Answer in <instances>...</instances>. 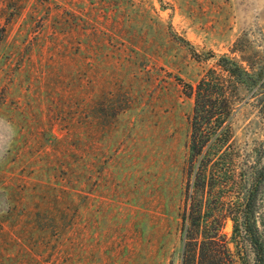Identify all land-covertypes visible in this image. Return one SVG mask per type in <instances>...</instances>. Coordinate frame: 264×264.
Returning <instances> with one entry per match:
<instances>
[{"label": "rangeland", "instance_id": "374dc122", "mask_svg": "<svg viewBox=\"0 0 264 264\" xmlns=\"http://www.w3.org/2000/svg\"><path fill=\"white\" fill-rule=\"evenodd\" d=\"M223 54L258 80L233 127L263 165L264 0H0V264H181L183 82Z\"/></svg>", "mask_w": 264, "mask_h": 264}, {"label": "trees", "instance_id": "16d2710c", "mask_svg": "<svg viewBox=\"0 0 264 264\" xmlns=\"http://www.w3.org/2000/svg\"><path fill=\"white\" fill-rule=\"evenodd\" d=\"M241 85L256 87L258 80L228 54L220 55L197 83L183 82L194 107L180 211L181 264H264L255 213L264 164L235 143L233 116ZM228 220L231 237L224 231Z\"/></svg>", "mask_w": 264, "mask_h": 264}]
</instances>
